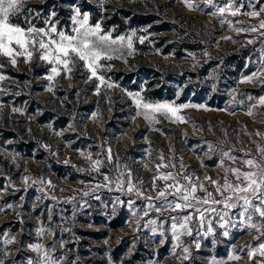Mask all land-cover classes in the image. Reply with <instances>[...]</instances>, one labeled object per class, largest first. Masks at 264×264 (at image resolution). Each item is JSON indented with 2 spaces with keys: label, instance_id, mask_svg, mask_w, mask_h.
Returning <instances> with one entry per match:
<instances>
[{
  "label": "rangeland",
  "instance_id": "374dc122",
  "mask_svg": "<svg viewBox=\"0 0 264 264\" xmlns=\"http://www.w3.org/2000/svg\"><path fill=\"white\" fill-rule=\"evenodd\" d=\"M50 1L25 0L12 20L35 27L41 22L46 27L50 18L38 21L39 12H32L30 5ZM87 1L153 15L154 24L163 23L167 30L149 32L150 23L115 34L112 26L105 30L101 24L100 35L111 37L101 45L103 55L98 62L97 74L104 77V83L90 78L85 63L78 59L71 73L62 72L50 81L47 76L52 65L35 54L30 62L18 58L15 66L0 56V75L5 77L0 80V134L8 131L13 136L0 139V262L44 264L43 255L30 247L42 244L56 264H259L264 257L259 253L249 257L248 252L258 247L256 237L264 228L258 232L246 227L237 209L229 213L232 224L223 229L216 213L204 212L201 224L195 209L157 212L155 208L164 201L156 198V191L171 181L157 180L156 191L152 182L158 175L156 166L167 163L175 167L161 168V172L187 173L216 199H222L206 177L222 181L226 173L221 164L244 168L224 153L236 157L249 153L258 158L257 148L264 146V139L256 135L264 133V105L259 104L264 97V35L234 29L259 27L264 12L259 19L221 15L217 8L225 0ZM231 2L243 4L242 12L264 8V0ZM65 7L71 10V17L78 9L69 4ZM95 24L89 17V26ZM74 26L71 20L68 32L57 27L74 35ZM135 41L143 43L146 52L136 51ZM240 55L247 57L245 67L235 75L228 74L235 66L227 57ZM147 67L158 72L160 80L176 77V81L167 80L172 99L146 95L147 80L138 69ZM131 73L135 76L130 84L138 89L125 87V75ZM253 73L258 78L245 82ZM187 86L193 88L187 91ZM137 94L142 103L203 104L205 108H183L179 115L186 122H173L171 114L138 107ZM145 112L152 118L146 119ZM18 147H30L31 155L15 151ZM162 155L166 160L161 161ZM93 161L101 162L99 171L93 170ZM129 172L131 183L143 195L127 191ZM228 178L232 179L231 174ZM121 182L122 187L118 186ZM197 195L203 198L206 193ZM147 196L153 199H145ZM210 206L197 205L201 211ZM214 207L225 211L222 205ZM185 215L193 217L189 223L192 235H182L177 241L171 230L176 221L171 217ZM114 219H122L116 228L109 225ZM209 220L214 233L206 235ZM253 222L259 224L260 220L254 216ZM41 228L45 229L42 236L38 235ZM224 231L227 236L222 235ZM185 247L188 253L183 252Z\"/></svg>",
  "mask_w": 264,
  "mask_h": 264
},
{
  "label": "snow or ice",
  "instance_id": "6c2138e0",
  "mask_svg": "<svg viewBox=\"0 0 264 264\" xmlns=\"http://www.w3.org/2000/svg\"><path fill=\"white\" fill-rule=\"evenodd\" d=\"M25 0H0V56L8 58L10 63L15 66L18 58H24L25 62H30L34 54L36 57L52 65L50 68V75L47 76L48 80H53L56 76L61 75L63 72L66 76L71 73L72 68L75 65L76 60L83 61L85 66L90 71V78L96 77L100 83H104V77L97 74V69L101 67L98 63L103 55L101 45L107 43L111 37L109 35H100L102 29L101 24L97 22L94 26H89V16L87 13H81L79 9H76L75 15L71 17L73 25V34H66L64 31L58 30L57 23L51 20L46 21V27L37 28L31 23L27 26H22L12 22V17L18 14L24 4ZM187 2V0H186ZM211 3V0H209ZM188 7H192L189 3ZM243 4L232 3L231 0H225V5L217 8V11L224 15L230 13L232 16L238 14L247 15L254 19H259L261 12H264V8L258 11L242 12ZM53 16L55 13L52 14ZM242 23V22H241ZM237 32H250L264 35V19H259V27L249 26L240 27L234 29ZM92 37L96 39L93 40ZM121 41L124 37H119ZM225 39H231L226 37ZM115 43V41H112ZM248 43H253L249 40ZM129 47H131V41L129 40ZM0 67H3L0 64ZM5 77L0 75V80ZM258 78V74L253 73L247 77L245 82H252ZM108 87H112L111 84ZM51 90V89H49ZM99 91V85L97 86V92ZM129 95H132L129 93ZM136 103L138 107H143L149 110V112L162 113L165 116L171 114L174 117L173 122L184 123L185 118L179 115L181 109L193 107V108H205V105H174L169 103L164 104H151L142 103L138 98ZM259 104L264 105V97L259 98ZM207 110V109H206ZM149 112H145V118L151 119ZM139 114V113H138ZM252 115L251 111L248 112ZM264 139V133H256ZM257 152L258 158L251 156L249 153H245L243 157L231 156L229 153H224L228 159L234 163H241L244 168L240 167H227L221 164V168L225 171L226 175L222 178V181H216L211 177H206L210 184L215 185V193L222 197V199H216L213 192L208 191L202 183L194 182L192 177L187 173L181 174L180 172H161V168L175 167V165H169L167 163H161L156 166L158 175L153 178L152 188L156 191V181H164L171 183H165L164 187L156 191V198L164 201L162 207H156L155 211H166L171 209L172 211H185L187 209H195V212L201 217L200 223L203 224L204 212L216 213L218 216L220 228H225L227 225L232 224V221L228 219L229 213L233 209L238 210V217L241 218V222L246 224V227L260 231L264 228V146H258ZM111 149L108 150V159L111 160ZM90 159V157H89ZM161 161L166 160L162 155ZM100 161H93V170L99 171L98 165ZM183 168V164L180 165ZM228 174H231L232 179L228 178ZM129 181L127 184L128 192H136L137 196L143 195L141 190L136 189L135 185L131 183V173H128ZM108 177L105 176V180ZM28 178H25L27 181ZM198 181V178H197ZM43 182V181H41ZM51 183L50 181L48 182ZM118 186H123L121 182ZM198 192L206 193V196L201 198L197 195ZM87 195V193H85ZM172 199L169 200L168 197ZM145 199L151 201L152 196H147ZM131 203V202H129ZM197 205H213L204 211H201ZM214 205H222L225 211H219ZM153 207V205H149ZM147 215V212H145ZM257 216L260 223L253 222V217ZM173 223L171 225L173 237L179 241L182 235H192V228L189 226L190 221L193 217L191 215H185L183 217H171ZM182 221V222H181ZM155 223V221H152ZM181 229L182 231H178ZM45 229L41 228L38 230V235H44ZM214 233L212 222L209 220L206 227V235ZM222 235L227 236L228 232L224 231ZM14 239V238H13ZM260 241L257 248L251 249L248 252L249 257H254L257 253L264 257V232L261 236L256 237ZM10 242V241H8ZM33 251L41 253L44 258V264H56L55 261H51L48 257L47 252L44 251L42 244L30 245ZM196 247L199 248L200 244L197 243ZM247 247V245L245 246ZM184 253H188L187 247L183 248ZM185 259L188 256L185 255ZM229 259H240L239 256H230ZM2 264V262H0ZM29 264L32 261L29 260ZM213 264H217L213 261ZM259 264H264V260L260 261Z\"/></svg>",
  "mask_w": 264,
  "mask_h": 264
},
{
  "label": "trees",
  "instance_id": "16d2710c",
  "mask_svg": "<svg viewBox=\"0 0 264 264\" xmlns=\"http://www.w3.org/2000/svg\"><path fill=\"white\" fill-rule=\"evenodd\" d=\"M69 5H74L77 6L80 12H86L89 14L90 17V22L91 23H97L99 22L104 26V29L107 30L110 26L113 27L114 33L115 34H121L124 33L130 29H138L141 26H146L150 24L147 28L149 32H159L163 30H167V25L163 23H157V25L154 24V21L156 19L155 16L149 15V14H140V13H135L132 10L125 8L123 6H117L113 3H108L104 5L100 4H95V3H90L87 0H53L45 5L43 4H31L30 7H32L33 11L32 12H39L38 15H36L35 18H38V21L44 20V19H49L53 22H57V26L60 28L62 27L65 31H69L70 25H71V10L67 9L65 6ZM45 8V9H44ZM52 11V13H55V15L51 16L49 13ZM61 17V19H60ZM13 23L20 24L22 26H27L24 23H21L20 20L13 18L12 20ZM61 22H64L62 24ZM37 27H42L43 24L41 22L35 23ZM134 48L136 51L139 53H144L146 52L145 49H142L144 46L143 43L135 41L134 43ZM246 58L244 56L240 57H227L228 60H232L233 65L235 66L233 71H229L228 74L230 75H235L238 70L242 69L246 65ZM142 73L143 79H146L145 81V87L147 89V94L150 98L152 99H172L174 95L172 94L173 92L171 91V87L169 84L167 85V80L171 77L168 75V77H164L163 79H159V73L153 70L150 67L143 68V69H138ZM123 74V73H122ZM127 77L125 84V87L133 89H138L137 85L135 84H130V81L133 76H135V73H131L128 75H125ZM176 81V77H171ZM178 82V81H177ZM159 83V84H158ZM153 84H158L157 87L150 89V87ZM190 87L193 88V86H187V91H189ZM193 95L195 94V90L192 91ZM1 137L0 139L6 140L9 138H13L11 132H4V134H0ZM15 151L24 154L26 156L31 155V150L30 147H28V150H25L22 147H18V149H14ZM42 155H38V158H41ZM122 219H114L112 223L109 225L112 228H116L117 226L120 225Z\"/></svg>",
  "mask_w": 264,
  "mask_h": 264
}]
</instances>
